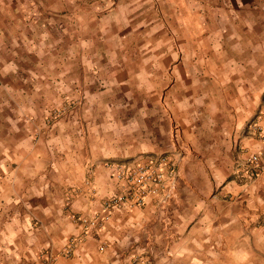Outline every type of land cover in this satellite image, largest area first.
Instances as JSON below:
<instances>
[{
  "label": "crops",
  "instance_id": "crops-1",
  "mask_svg": "<svg viewBox=\"0 0 264 264\" xmlns=\"http://www.w3.org/2000/svg\"><path fill=\"white\" fill-rule=\"evenodd\" d=\"M94 1L0 0V264H41L72 236L80 241L56 264H264V173H235L240 150L264 154V114L262 137L247 129L264 112V0H193L198 21L219 23L210 37L231 38L222 49L232 56L213 63L208 89L171 95L177 146L167 110L121 121L101 102L103 83L119 81L73 61L89 30L97 36ZM76 99L81 108L44 124L49 105ZM148 152L169 153L170 189L85 233L76 219L120 191L109 163Z\"/></svg>",
  "mask_w": 264,
  "mask_h": 264
},
{
  "label": "rangeland",
  "instance_id": "rangeland-1",
  "mask_svg": "<svg viewBox=\"0 0 264 264\" xmlns=\"http://www.w3.org/2000/svg\"><path fill=\"white\" fill-rule=\"evenodd\" d=\"M192 2L193 0L91 2L87 10L88 13L98 14L97 36L91 37L92 31L89 30L86 51L73 55V61H80V56L85 58L87 65L82 72L87 77L97 76L119 81L103 83L105 92L101 102L105 105L103 108L110 105V109L119 112L121 121L133 120L134 115L142 116L145 109L151 111L152 119L161 121L167 116V110L168 136L176 146L175 133L179 127L168 109L171 95L175 91H181L195 96L198 84H204L199 86L200 90L208 89L207 79L215 72L211 68L213 63L224 62L226 58L230 60L232 56L222 49L229 46L231 38L225 37L224 33L219 38L210 37V28L219 23L198 21L193 13L195 7ZM202 10H205V17H208L207 7L201 6V12ZM221 32L224 31L218 33ZM210 47L214 49L209 51ZM80 72L78 67L76 74L79 75ZM199 79L204 81L199 83ZM74 90L80 91L79 88ZM83 104L78 99L53 102L46 108L48 114L43 117L44 124L52 126L67 111ZM158 156L170 155L167 152L141 153L113 161L109 166L113 168V165L131 163L136 159L144 162ZM172 166L175 172V167ZM165 185L167 186L164 183L162 189L166 188Z\"/></svg>",
  "mask_w": 264,
  "mask_h": 264
},
{
  "label": "built area",
  "instance_id": "built-area-1",
  "mask_svg": "<svg viewBox=\"0 0 264 264\" xmlns=\"http://www.w3.org/2000/svg\"><path fill=\"white\" fill-rule=\"evenodd\" d=\"M263 114L264 112H259L247 126L250 133L258 137L263 136V129L259 122ZM240 152H244L246 155L235 160V173L239 178L253 180L264 173V154L262 152L248 153L245 150H240ZM171 166L172 163L167 156L148 158L144 162L136 159L131 163L113 165V176L120 185L119 193L104 200L100 211L91 217H78L76 220L84 225L85 233H88L90 229L102 230L114 208L142 206L146 196L154 193L159 194L164 190L162 189L164 183L171 184V178L174 175ZM165 187L167 188L166 185ZM262 224H264V217ZM79 241L80 237L72 236L60 252L44 251L41 264H56L58 256H69ZM139 263L141 262L135 260L132 264Z\"/></svg>",
  "mask_w": 264,
  "mask_h": 264
}]
</instances>
